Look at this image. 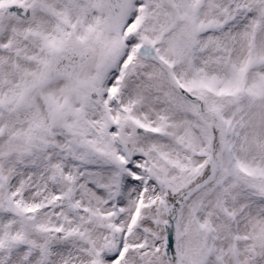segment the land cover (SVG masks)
<instances>
[{
  "label": "snow or ice",
  "instance_id": "snow-or-ice-1",
  "mask_svg": "<svg viewBox=\"0 0 264 264\" xmlns=\"http://www.w3.org/2000/svg\"><path fill=\"white\" fill-rule=\"evenodd\" d=\"M0 264H264V0H0Z\"/></svg>",
  "mask_w": 264,
  "mask_h": 264
}]
</instances>
